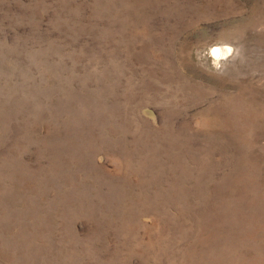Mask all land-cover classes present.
Returning a JSON list of instances; mask_svg holds the SVG:
<instances>
[{"label": "rangeland", "instance_id": "374dc122", "mask_svg": "<svg viewBox=\"0 0 264 264\" xmlns=\"http://www.w3.org/2000/svg\"><path fill=\"white\" fill-rule=\"evenodd\" d=\"M0 264H264V0H0Z\"/></svg>", "mask_w": 264, "mask_h": 264}, {"label": "bare ground", "instance_id": "6f19581e", "mask_svg": "<svg viewBox=\"0 0 264 264\" xmlns=\"http://www.w3.org/2000/svg\"><path fill=\"white\" fill-rule=\"evenodd\" d=\"M222 50V49H221Z\"/></svg>", "mask_w": 264, "mask_h": 264}]
</instances>
